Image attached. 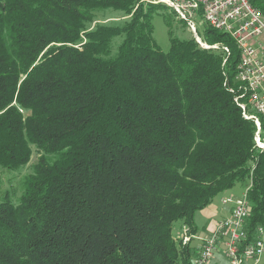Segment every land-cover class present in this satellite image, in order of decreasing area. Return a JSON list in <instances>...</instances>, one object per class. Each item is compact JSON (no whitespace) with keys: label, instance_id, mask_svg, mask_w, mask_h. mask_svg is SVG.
Wrapping results in <instances>:
<instances>
[{"label":"trees","instance_id":"obj_1","mask_svg":"<svg viewBox=\"0 0 264 264\" xmlns=\"http://www.w3.org/2000/svg\"><path fill=\"white\" fill-rule=\"evenodd\" d=\"M165 7L0 0V174L38 154L18 203L0 201V264H194L175 225L195 233L196 214L245 181L250 241L264 227V151L235 102L239 49L207 29L226 62L173 33L162 52L152 19ZM109 10L120 24L97 19Z\"/></svg>","mask_w":264,"mask_h":264},{"label":"built area","instance_id":"obj_2","mask_svg":"<svg viewBox=\"0 0 264 264\" xmlns=\"http://www.w3.org/2000/svg\"><path fill=\"white\" fill-rule=\"evenodd\" d=\"M167 1L168 8L175 16L182 17V23L191 33L198 45L205 50H214L225 54V62L231 56L229 47L224 44H204L198 29L201 18H194L193 0H143ZM202 17H211V29L234 37L240 52V67L236 72L240 85L235 102L242 109L243 115L256 124V147L264 151V138H258L257 117H264V49L260 38L264 36V13L255 7L251 0H201ZM244 83H251L253 96L251 104L242 105ZM254 111V115L250 113ZM248 192V190H247ZM243 199H222L223 205H231L228 218L220 221L211 234L201 239V247L194 264H209L216 254H224L229 264H264V227H258L253 239H249L248 220L251 204L247 197ZM196 238L189 229H183L184 245ZM197 239V238H196ZM222 251V253H220Z\"/></svg>","mask_w":264,"mask_h":264},{"label":"rangeland","instance_id":"obj_3","mask_svg":"<svg viewBox=\"0 0 264 264\" xmlns=\"http://www.w3.org/2000/svg\"><path fill=\"white\" fill-rule=\"evenodd\" d=\"M143 2L146 4V6L148 5L146 1H143ZM150 5H153V4H150ZM165 8L166 9H161L160 13L155 14L153 16L152 25L154 28V38L156 40V43L158 44L162 52L168 53L171 48V40H170L171 33H173L174 37L180 40L192 38L191 37L192 35L189 32V30L184 25H182V23H180L181 21L177 19L175 14L168 7H165ZM121 18H122L121 14L110 11V10L97 13V19L106 24H110L112 22L118 24ZM167 18L172 19V27L170 28L168 27L166 23ZM198 29L200 33L202 34L201 36H203L204 35V33L202 32L203 29L200 27H198ZM120 41H121V38H116L113 42V48H117V45L119 44ZM260 42H261L262 49H264V36L260 38ZM250 113L254 115L253 110H250ZM256 117L258 118L259 116L256 115ZM260 123L262 126L263 120H261ZM37 159H38V154L35 151L32 157L31 163L26 169H23L19 173L12 174V173L4 171L0 174V201L3 199V197L7 193H9L11 200L14 201L15 203H18L19 197L21 196V193H22V186H21L22 179L24 178L25 175H27L28 173L32 171V166L37 162ZM249 187H250V181H245L244 183H238L231 191H227L226 193L216 197L213 203L211 204V206L215 207L216 209L221 210V208L224 207V205L222 204V199H229V198L243 199ZM217 219H220V218L218 217L215 220ZM200 221H201V224H199L197 234L192 233L190 230V234L192 233L193 235L196 236L197 239H199V240H196V238L192 239L194 240L192 243V246H195V247L198 246L199 243L202 244V242L200 241V238L205 239L203 238V235L204 236L207 235V231L203 230L202 227L207 226L208 220H205L200 217ZM185 228L189 229V227L185 226L183 223L181 222L177 223L173 231L174 237L177 239H181L182 234H183V229ZM181 242H183L182 239H181ZM220 253H222V251ZM209 264H229V261L226 259L224 254L222 255L216 254L213 260L210 261Z\"/></svg>","mask_w":264,"mask_h":264},{"label":"bare ground","instance_id":"obj_4","mask_svg":"<svg viewBox=\"0 0 264 264\" xmlns=\"http://www.w3.org/2000/svg\"><path fill=\"white\" fill-rule=\"evenodd\" d=\"M149 4L164 5V6L168 7L167 1H149ZM192 11H193L194 18H201V22H199V27L203 29V31H202L203 33H206L207 29H211V17H202L201 0H193L192 1ZM176 17H177V19H179V21L182 22L181 16H176ZM232 38L234 39V37H232ZM203 42H204V44H209L205 41L204 37H203ZM217 44H221V43H217ZM229 54H231L230 49H229ZM238 67H240V62L237 65V70H238ZM235 80L237 82V74H236ZM252 96H253V87L251 86V83H244L243 88H242V105L251 104ZM258 118H257L258 138H264V134H263L264 130L262 129V126L260 123L261 120H263V122H264V117H260L259 120H258Z\"/></svg>","mask_w":264,"mask_h":264},{"label":"crops","instance_id":"obj_5","mask_svg":"<svg viewBox=\"0 0 264 264\" xmlns=\"http://www.w3.org/2000/svg\"><path fill=\"white\" fill-rule=\"evenodd\" d=\"M232 208L233 207L231 205H224V207L221 208V210H220V209H216L215 207L210 205L209 207H207L203 211L197 213L196 217H195V227H194L195 233L194 234L198 233V227H199V224H201L200 217L205 219V220H208L207 226L202 227L203 230L207 231V235L206 236L203 235V238H207L211 234V231L215 228V226L220 221H222V220H224L230 216ZM218 217L220 219L215 220ZM198 220H199V222H198ZM196 240H199V239H196ZM193 241H192V243H193ZM200 241H201V239H200ZM192 243H191V246H192ZM192 247L195 248L196 253L198 254V251L201 247V243H199V245L196 247L195 246H192Z\"/></svg>","mask_w":264,"mask_h":264}]
</instances>
